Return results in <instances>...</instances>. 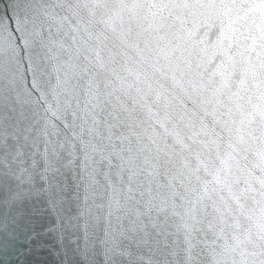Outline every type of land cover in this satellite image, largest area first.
I'll return each mask as SVG.
<instances>
[{
    "label": "snow or ice",
    "instance_id": "6c2138e0",
    "mask_svg": "<svg viewBox=\"0 0 264 264\" xmlns=\"http://www.w3.org/2000/svg\"><path fill=\"white\" fill-rule=\"evenodd\" d=\"M0 264H264V0H0Z\"/></svg>",
    "mask_w": 264,
    "mask_h": 264
}]
</instances>
